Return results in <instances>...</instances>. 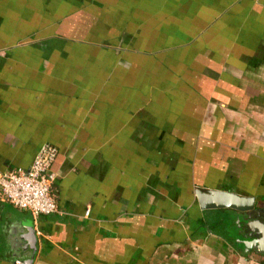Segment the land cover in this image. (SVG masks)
I'll return each mask as SVG.
<instances>
[{
  "label": "crops",
  "instance_id": "crops-1",
  "mask_svg": "<svg viewBox=\"0 0 264 264\" xmlns=\"http://www.w3.org/2000/svg\"><path fill=\"white\" fill-rule=\"evenodd\" d=\"M44 143L57 212L0 200V264L30 228L31 264H264L196 198L264 215V0H0V170Z\"/></svg>",
  "mask_w": 264,
  "mask_h": 264
},
{
  "label": "built area",
  "instance_id": "built-area-1",
  "mask_svg": "<svg viewBox=\"0 0 264 264\" xmlns=\"http://www.w3.org/2000/svg\"><path fill=\"white\" fill-rule=\"evenodd\" d=\"M56 155V146L44 143L28 168L0 170V200L16 208L28 210L34 217L57 212L52 193L56 179L52 164ZM88 213L89 210H85V215Z\"/></svg>",
  "mask_w": 264,
  "mask_h": 264
},
{
  "label": "water",
  "instance_id": "water-1",
  "mask_svg": "<svg viewBox=\"0 0 264 264\" xmlns=\"http://www.w3.org/2000/svg\"><path fill=\"white\" fill-rule=\"evenodd\" d=\"M196 198L202 209L228 208L244 215L243 219L249 221L247 235L250 239L244 241V249H254L264 252V215L260 209L255 207L252 197L239 196L233 192L222 190H201L196 191ZM238 220V219H237ZM28 251L30 256L25 259H15L16 264H31L36 250V235L33 228L28 233Z\"/></svg>",
  "mask_w": 264,
  "mask_h": 264
},
{
  "label": "rangeland",
  "instance_id": "rangeland-1",
  "mask_svg": "<svg viewBox=\"0 0 264 264\" xmlns=\"http://www.w3.org/2000/svg\"><path fill=\"white\" fill-rule=\"evenodd\" d=\"M235 221H237V220H235ZM238 221H241V218H238ZM227 222V221H226ZM228 223H230V222H228ZM226 226V224L224 223L223 225L222 224H220V229L221 230H224V227ZM231 225H229V227H228V230H226V232H224L225 234H227L228 236L230 235L231 237H233V236H235L237 233L236 232H234L233 231V227H230ZM238 235V234H237ZM236 239H238V238H236ZM244 246V245H243ZM250 255H252L253 256V258H255V259H257V260H259L261 263H264V252L263 253H261V252H259V251H257V250H251L250 251Z\"/></svg>",
  "mask_w": 264,
  "mask_h": 264
},
{
  "label": "flooded vegetation",
  "instance_id": "flooded-vegetation-1",
  "mask_svg": "<svg viewBox=\"0 0 264 264\" xmlns=\"http://www.w3.org/2000/svg\"><path fill=\"white\" fill-rule=\"evenodd\" d=\"M243 217H244V215H243ZM243 222L246 224V226H248L247 224H248L249 221L243 220Z\"/></svg>",
  "mask_w": 264,
  "mask_h": 264
},
{
  "label": "trees",
  "instance_id": "trees-1",
  "mask_svg": "<svg viewBox=\"0 0 264 264\" xmlns=\"http://www.w3.org/2000/svg\"><path fill=\"white\" fill-rule=\"evenodd\" d=\"M239 245H241V246H242V244H239Z\"/></svg>",
  "mask_w": 264,
  "mask_h": 264
}]
</instances>
